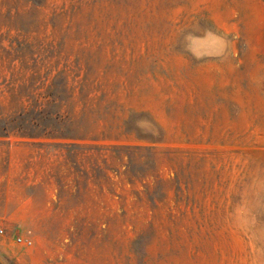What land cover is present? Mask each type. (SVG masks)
<instances>
[{
	"label": "rangeland",
	"instance_id": "obj_1",
	"mask_svg": "<svg viewBox=\"0 0 264 264\" xmlns=\"http://www.w3.org/2000/svg\"><path fill=\"white\" fill-rule=\"evenodd\" d=\"M0 264H264V0H0Z\"/></svg>",
	"mask_w": 264,
	"mask_h": 264
},
{
	"label": "built area",
	"instance_id": "obj_2",
	"mask_svg": "<svg viewBox=\"0 0 264 264\" xmlns=\"http://www.w3.org/2000/svg\"><path fill=\"white\" fill-rule=\"evenodd\" d=\"M3 233V227L0 225V234Z\"/></svg>",
	"mask_w": 264,
	"mask_h": 264
}]
</instances>
